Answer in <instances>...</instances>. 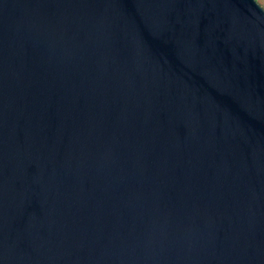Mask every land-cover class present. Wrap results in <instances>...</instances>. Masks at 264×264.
I'll return each instance as SVG.
<instances>
[{
	"label": "water",
	"instance_id": "95a60500",
	"mask_svg": "<svg viewBox=\"0 0 264 264\" xmlns=\"http://www.w3.org/2000/svg\"><path fill=\"white\" fill-rule=\"evenodd\" d=\"M0 264H264V7L0 0Z\"/></svg>",
	"mask_w": 264,
	"mask_h": 264
},
{
	"label": "rangeland",
	"instance_id": "374dc122",
	"mask_svg": "<svg viewBox=\"0 0 264 264\" xmlns=\"http://www.w3.org/2000/svg\"><path fill=\"white\" fill-rule=\"evenodd\" d=\"M262 6H264V0H257Z\"/></svg>",
	"mask_w": 264,
	"mask_h": 264
},
{
	"label": "trees",
	"instance_id": "16d2710c",
	"mask_svg": "<svg viewBox=\"0 0 264 264\" xmlns=\"http://www.w3.org/2000/svg\"><path fill=\"white\" fill-rule=\"evenodd\" d=\"M264 7V6H263Z\"/></svg>",
	"mask_w": 264,
	"mask_h": 264
}]
</instances>
